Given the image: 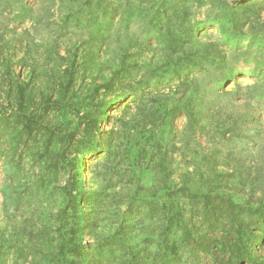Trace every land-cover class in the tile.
I'll list each match as a JSON object with an SVG mask.
<instances>
[{
	"label": "rangeland",
	"instance_id": "374dc122",
	"mask_svg": "<svg viewBox=\"0 0 264 264\" xmlns=\"http://www.w3.org/2000/svg\"><path fill=\"white\" fill-rule=\"evenodd\" d=\"M0 264H264V0H0Z\"/></svg>",
	"mask_w": 264,
	"mask_h": 264
}]
</instances>
